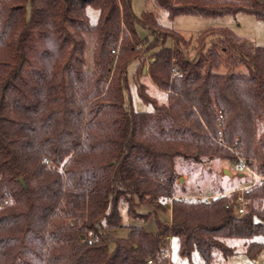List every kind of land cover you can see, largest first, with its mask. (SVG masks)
Listing matches in <instances>:
<instances>
[{"label": "trees", "instance_id": "obj_1", "mask_svg": "<svg viewBox=\"0 0 264 264\" xmlns=\"http://www.w3.org/2000/svg\"><path fill=\"white\" fill-rule=\"evenodd\" d=\"M151 1L169 18L242 11L264 20L262 0ZM88 4L99 10L94 24ZM136 24L149 36L140 38ZM189 42L152 11L135 15L131 0H0V264H168L166 237L203 264L227 260L238 242L257 257L264 211L251 202L264 200V179L235 215L224 194L178 198L174 159L240 158L264 178V46L250 50L225 28L204 30L189 58ZM145 60L166 102L140 81ZM223 63L245 71L214 70ZM130 64L151 110L136 111L127 98ZM77 99L86 110L82 137ZM120 205L133 218H154L155 231L131 226L114 236Z\"/></svg>", "mask_w": 264, "mask_h": 264}, {"label": "rangeland", "instance_id": "obj_2", "mask_svg": "<svg viewBox=\"0 0 264 264\" xmlns=\"http://www.w3.org/2000/svg\"><path fill=\"white\" fill-rule=\"evenodd\" d=\"M264 1V0H262ZM132 10L135 15L140 16L144 11H152L158 19L161 27L165 29H173L180 33L185 39L189 40V44L182 46L185 57L193 58L196 51V39L200 32L204 30H216L225 28L233 35L240 38V41L246 45L250 50L254 46H264V20L257 18L254 14L249 12H237L235 14H223L219 16H200L191 14H182L174 18H169L166 11L158 8L151 0H131ZM86 14L90 24H94L99 16L97 7L88 4L86 6ZM136 32L140 38L149 36L146 28L140 24H136ZM212 37L206 39V46ZM166 45H171L170 39H167ZM86 52V66L91 69V48L88 46ZM116 57V51L112 52ZM235 55H237L235 53ZM147 61L145 60L140 77V81L146 85L147 93L155 98L157 103L166 102L167 92L164 89L158 88L146 75ZM135 64H130L128 67V84H129V98L130 103L136 111L151 110L149 103H144L138 96L134 79L133 71ZM174 67H172V70ZM215 71L225 72L232 70L234 72H244L243 65L229 66L226 63L221 64ZM73 105L79 111L77 123L74 130L81 137L83 135L82 127L85 117V103L81 99H77ZM47 161V159H44ZM234 162L228 161L220 157L202 156L198 161H194L190 157L177 156L174 159V173H175V194L178 198L188 201L211 200L218 194H223L232 189H238L253 180L252 174L247 169L243 168L237 170ZM49 165L53 168L51 162ZM224 169H229L231 175L224 172ZM248 201V200H247ZM169 204V200H165ZM253 206L264 211V200L261 202H251ZM248 203L244 201V211ZM121 226L113 230V235L116 237L125 236L131 226L142 227L146 231L153 232L156 229L154 218L147 219L129 216L126 206L120 205ZM168 215V212L166 213ZM256 241L263 243V249L255 259H250L238 243L234 254L227 260L221 254L216 256L214 264H264V236L257 235L254 237ZM179 240L177 237H166L163 249L166 252L168 264H203L197 251H193L190 259L181 257L179 254Z\"/></svg>", "mask_w": 264, "mask_h": 264}, {"label": "built area", "instance_id": "obj_3", "mask_svg": "<svg viewBox=\"0 0 264 264\" xmlns=\"http://www.w3.org/2000/svg\"><path fill=\"white\" fill-rule=\"evenodd\" d=\"M112 52H114V50H112ZM46 159V158H44ZM235 167L237 170L240 169H247L248 172H250L252 174L253 180L251 181V183L246 184L238 189H232L230 191H227L225 193H223L226 198H227V204L226 206L228 208H230L232 210V212L235 215H242L244 212V193H246L248 191V189L250 188V186L252 184H256V183H261V181L264 179L262 176L253 173L244 163V161L242 159H237L234 163ZM206 201H208L207 199H205ZM89 243L91 242V240L88 241ZM166 252L163 250L160 252V256H165ZM149 264L152 263V259H148L147 261Z\"/></svg>", "mask_w": 264, "mask_h": 264}, {"label": "water", "instance_id": "obj_4", "mask_svg": "<svg viewBox=\"0 0 264 264\" xmlns=\"http://www.w3.org/2000/svg\"><path fill=\"white\" fill-rule=\"evenodd\" d=\"M224 172H225V173H228L229 175H231L229 169H224ZM20 181L22 182V179H21V178H20ZM82 237H83V236H82Z\"/></svg>", "mask_w": 264, "mask_h": 264}]
</instances>
